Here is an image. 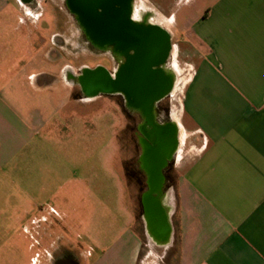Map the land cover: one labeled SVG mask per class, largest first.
<instances>
[{"label": "crops", "instance_id": "0c3cea01", "mask_svg": "<svg viewBox=\"0 0 264 264\" xmlns=\"http://www.w3.org/2000/svg\"><path fill=\"white\" fill-rule=\"evenodd\" d=\"M27 4L0 0V264H19L22 231L35 233L50 262L64 245L49 229H70L69 217L78 212L59 196L67 184L52 173L55 161L43 153L54 148L42 133L71 102L88 99L71 98L63 75L55 80L36 69L35 19L20 13ZM168 17L174 30L161 27L193 62L171 177L161 189L168 228L161 222L159 234L165 228L169 234L162 240L152 233L143 203L147 183L138 211H129L131 224L92 264H264V0H174ZM41 56L52 61L48 49ZM55 87L66 94L52 111L45 97ZM54 181L61 185L56 192ZM65 248L78 264L92 257L91 248Z\"/></svg>", "mask_w": 264, "mask_h": 264}, {"label": "rangeland", "instance_id": "374dc122", "mask_svg": "<svg viewBox=\"0 0 264 264\" xmlns=\"http://www.w3.org/2000/svg\"><path fill=\"white\" fill-rule=\"evenodd\" d=\"M133 5L137 21L145 22L149 15L151 23L174 30L168 17L173 12L174 0H134ZM11 10L12 14H17V8ZM20 13L23 17L31 15L35 19L32 21L35 25L32 30L36 33V69L53 74L55 80L64 77L70 86L71 98L77 100L81 93L74 80L68 81V73L76 76L83 69H93L98 64L110 71L114 70L115 61L111 53L99 51L87 40L65 0H32L22 5ZM176 45L177 40L173 39L171 55L166 63V68L174 75L173 92L163 101L161 110L168 112L171 121L174 120L181 128L179 118L193 62L188 50L177 48ZM44 49L50 53L53 49L52 61L41 56ZM57 90L55 87L45 97L48 109L52 111H56L58 99L66 94L65 90ZM113 100L88 99L86 104L80 106L71 102L42 133L44 143L54 150L60 145L68 146L64 153L53 150L43 154L46 159L55 161L51 167L55 178H61L67 184L59 191V196L69 199L67 207L72 212L78 208V212H73L69 217L70 229L55 227L48 231L64 247L73 244L81 252L91 248L93 253L88 264L99 259L116 238L125 232L127 224L132 222L129 211L136 213L139 209L138 192L141 195L146 190L137 177L129 179V187L121 178L122 165L127 163L134 168L133 162L139 154L134 135L138 118L134 116L131 119L126 115L134 127L132 130ZM116 101L121 106V100ZM161 116L165 118V115ZM182 132L184 141L186 136ZM189 140L186 141L188 144ZM26 154L25 158L30 159L28 152ZM38 157L41 160V156ZM59 160L64 161L56 163ZM23 170L28 172L29 168ZM37 171L41 170L38 168ZM59 186V182L54 181V192L59 190ZM34 235V232L22 231L19 241H16L19 264H43L46 260V249L36 246ZM11 249L6 243L3 255L7 262L12 256Z\"/></svg>", "mask_w": 264, "mask_h": 264}, {"label": "water", "instance_id": "95a60500", "mask_svg": "<svg viewBox=\"0 0 264 264\" xmlns=\"http://www.w3.org/2000/svg\"><path fill=\"white\" fill-rule=\"evenodd\" d=\"M132 2L133 0H67L68 9L76 18L81 19L86 26L84 33L87 38H91L93 44L98 41L106 44L116 42L119 50L126 49L130 55L126 63L120 65L114 78L102 68L85 69L76 84L81 86L87 97L98 93H122L128 104L141 106L148 115L153 102L168 97L173 89V73L166 72L165 76L159 69L166 65L170 57L172 40L170 34L158 25L142 22V25L135 26L131 21ZM124 32L130 34L126 35ZM155 135L156 140L152 147L149 146L145 161L149 168V190L162 194L165 181L163 171L167 161L177 150L178 133L169 124ZM158 198L147 193L144 196V209L152 233L167 240L168 216ZM161 222L167 226L162 236L159 234V228L163 230Z\"/></svg>", "mask_w": 264, "mask_h": 264}, {"label": "flooded vegetation", "instance_id": "af4514ba", "mask_svg": "<svg viewBox=\"0 0 264 264\" xmlns=\"http://www.w3.org/2000/svg\"><path fill=\"white\" fill-rule=\"evenodd\" d=\"M26 3H30L32 0H23ZM66 1V0H65ZM67 2V1H66ZM67 5V3H66ZM81 26L83 31L86 30V26L83 25L82 22H78ZM87 37V36H86ZM89 36L87 38V40L89 41ZM96 49H98L101 52H109L111 53V55L113 56V61H115V68L114 70L110 71L109 69H107L105 66L98 64L96 65L93 69L96 68H102L104 70H106V72L110 75L111 78H114L120 65H124L128 59L129 55V51L128 50H119L117 48V45L115 42H112V44L109 46L107 45H101V46H97ZM53 49L51 51V55L53 53ZM109 62H111V60H109ZM112 63V62H111ZM85 69H90V68H85ZM83 69V70H85ZM83 70L81 71V73L79 75H72L70 73L67 74L68 76V81L69 80H74V77L79 78V76L82 74ZM168 72L171 74V72L168 70ZM165 76H167V74H165ZM173 77V76H172ZM78 88L79 91L81 93L80 98L81 99H115L113 100V103H115L116 107H120L121 113L122 115H125V119L127 120L128 117H130L131 119L136 116L138 118V122L134 127L132 126L131 123L128 122L127 120V124H129V126L131 127V129L136 130V132H134V135L136 137L137 140V146H138V150H139V154L137 156V158L135 159V161L133 162V167L136 168H132V166L127 165V163L124 164V174L127 178V180L129 181L130 178L133 177H137V179L140 180L141 183H143L145 186L148 183V173H149V168L148 165L145 161V155L147 154V150L150 147H152L154 141L156 140V133H159L160 130H162L163 128H165L167 125L169 126L172 125L175 130H179V126L178 124L173 120V122L171 121L170 117H169V113L162 111L161 110V105L163 103V101L167 98H164L162 100H157L155 102H153L152 106H150V114H145L144 113V109L141 106H132L130 104H128V101L125 97V95H123L122 93H98L95 96L92 97H87L81 86H79L78 84H75ZM173 92V89L171 90V93ZM170 93V94H171ZM121 100V106H118V103L116 100ZM141 110L143 112H141ZM128 115V117L126 116ZM161 115H165V118H163L164 116ZM173 115V114H172ZM130 118L129 121H130ZM126 129H128V126H126ZM152 137V138H151ZM151 139V140H150ZM172 164H173V156L171 157L170 160L167 161V165L163 171V175H164V180L167 181V185H168V181L170 178V174L172 172ZM136 174V175H135ZM151 195L157 196V198L161 201V204L163 206L164 203V198L162 197L163 195L158 193H154L149 191L148 192ZM160 194V195H159ZM165 208V206H163ZM165 211L167 212L166 208ZM43 264H78L77 263V258L75 256V254L71 251H69L67 248L65 247H60L59 249L56 250V253L54 255V258L52 260H50V262H46V260L43 262Z\"/></svg>", "mask_w": 264, "mask_h": 264}, {"label": "bare ground", "instance_id": "6f19581e", "mask_svg": "<svg viewBox=\"0 0 264 264\" xmlns=\"http://www.w3.org/2000/svg\"><path fill=\"white\" fill-rule=\"evenodd\" d=\"M67 1V0H66ZM134 1V0H133ZM67 3V2H66ZM131 9H132V13H131V21L133 22V24L135 25V26H137L136 24H140V25H142V22H139V21H137L136 20V13H135V9H134V5H133V2L131 3ZM150 17L151 16H149V15H147V17L145 18V22H146V24H150V25H158V24H151V22L149 21V19H150ZM77 22H82L81 21V19L80 18H77ZM83 23V22H82ZM164 25V24H163ZM158 26H160V25H158ZM161 27V26H160ZM126 35H129L130 33L129 32H124ZM91 38H89V42L96 48L97 46H101V45H111V43H108V44H106V43H103V42H100V41H98V42H94V44L91 42V40H90ZM116 43V42H115ZM116 45H117V43H116ZM171 51H172V49H171ZM170 55H171V53H170ZM159 69H161L162 71H163V73H164V75L166 74V72H168V69L166 68V65H164V66H162V67H160ZM78 80V78L77 77H74V82H76ZM69 81H71V80H69ZM141 112H143L142 110H141Z\"/></svg>", "mask_w": 264, "mask_h": 264}]
</instances>
